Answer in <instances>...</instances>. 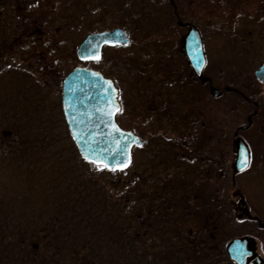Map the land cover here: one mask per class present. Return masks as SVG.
I'll return each instance as SVG.
<instances>
[{"label":"trees","instance_id":"1","mask_svg":"<svg viewBox=\"0 0 264 264\" xmlns=\"http://www.w3.org/2000/svg\"><path fill=\"white\" fill-rule=\"evenodd\" d=\"M65 27L59 36L61 44ZM213 28V34L220 31ZM132 38L130 44H139L140 39ZM8 44L0 46V264L230 262L224 248L233 237H227L230 225L222 197L216 196V188L212 193L204 189L210 177L206 154L213 152L212 140L218 131L209 136L200 119L187 72L179 67L174 72L166 60L141 61L132 54L124 58L115 47L103 50L96 69L111 78L120 92L130 91L133 102L141 92L144 101L161 104L142 109L150 116L141 124L136 115L141 109L133 105L130 110L120 99L118 125L141 139L164 136L149 137L146 147L132 149V156H139L137 169L130 171L131 157L128 166L113 170L80 155L60 99L45 104L46 79L57 77L59 70L53 74V68L51 75H45L51 68L33 55L24 58L26 53L20 52L24 43ZM33 45L31 52L36 49ZM208 70L205 76L223 90L226 102L235 104L241 96L242 111L251 114L254 94L240 87L248 79L235 77L233 82L228 71L215 78ZM6 74L10 77L4 78ZM125 111L132 116L124 119ZM256 111L255 120L260 107ZM170 136L177 143L191 141L190 162L174 164L184 148L172 147ZM234 189L244 196L243 206H249L238 183ZM226 199L224 195L225 204ZM248 216L253 227L264 222L262 215L248 212Z\"/></svg>","mask_w":264,"mask_h":264},{"label":"flooded vegetation","instance_id":"2","mask_svg":"<svg viewBox=\"0 0 264 264\" xmlns=\"http://www.w3.org/2000/svg\"><path fill=\"white\" fill-rule=\"evenodd\" d=\"M70 13L78 14L79 18L87 14L92 16L94 20L93 27L99 31L112 30L113 28L122 29L127 36L128 42H117L108 47H115V51L119 52L124 58L129 57L128 47L130 41L135 40L132 38L135 36V38L140 39L139 44H137L139 49L136 52L133 51L135 54H132L135 58L141 61H154L157 56L152 54V51L154 50L155 52L157 48L159 52L158 60H162L161 57H166L174 72L179 67L181 72H189L192 76L194 74L188 64L183 47L184 55L176 54L174 50L170 49L168 41H166L168 38L164 39L163 37L161 39L160 32L161 30H167L170 34H173L176 33L177 29H183L185 36L189 28L187 24L195 26L201 35L202 48L206 59L203 69L204 75V72H207L205 70L208 60L215 57L219 61L215 67L218 76L225 75L227 71L232 70L234 77L248 79L243 82L244 86L248 84L249 79L257 83L253 90L254 96L250 104L252 112L245 115L247 124L240 126L238 131H247L253 123L255 124L256 120L254 117L257 114L256 109L259 107V102L254 99L257 95L264 92V81H260L255 76V71L264 62V0H0V34L2 33L0 36L4 40L8 37L11 42L32 43L34 40L37 43L44 40L42 30L52 27L56 35L52 32L50 38L53 37V39L57 40L52 44L59 46L61 44L59 36L63 30L64 15ZM188 13H190L189 16ZM214 16L220 20L219 25H213L215 29L220 30L216 34H213V27L204 26L209 18ZM154 35L157 38H154ZM150 41H156L157 43L152 44ZM212 42V45H215V49H217V51L213 49V51H216L214 56L211 54L212 49L209 46ZM104 47L106 48L107 45ZM187 67L190 70H186L188 69ZM196 81L205 85V87L204 85L202 86L201 92L205 94V88H208L209 91V79L202 81L196 78ZM121 97L124 98L128 109L132 110L133 105L141 109L136 115L138 121L143 123L146 119L149 120L150 112L142 109H155L156 106L161 105L159 102L144 101L141 92L138 94V100L133 102L131 92L125 90V88L121 92L118 89V100ZM217 97L220 98L221 94ZM196 100L197 104H199L200 100L197 97ZM252 114L254 115L253 118L251 117ZM122 116L125 119L132 116V112L125 111ZM175 122L173 115L171 123L175 125ZM236 136L238 135L236 134ZM149 137L160 139L164 136H147V138ZM183 137L187 138L188 136ZM255 137L258 138L257 136ZM147 138L145 136L142 139L140 138V145L146 147L145 140ZM170 138L172 147L184 148L179 157H175L174 164L182 165L190 162L187 155L191 150V141L187 139L177 143L173 136H170ZM208 138V136H204L205 141H208ZM246 139L245 141L242 140L248 148L251 163L253 153H255L252 144L255 141L253 140L252 142L249 138ZM215 141L217 140L213 138L212 142ZM221 152L220 150L216 154L212 152L209 156L208 153L206 154V168L210 171V177H207L206 184L210 179H213L212 173L216 170L217 175L215 177L218 183L215 186H220V189L225 194L226 188L223 186V180H228V177H230L231 181L229 183L234 189L236 183H238L235 177L244 173L245 170L233 173V161L231 164L230 161L226 164L227 157L223 154L224 150L222 154ZM224 171L229 174L226 175Z\"/></svg>","mask_w":264,"mask_h":264},{"label":"rangeland","instance_id":"3","mask_svg":"<svg viewBox=\"0 0 264 264\" xmlns=\"http://www.w3.org/2000/svg\"><path fill=\"white\" fill-rule=\"evenodd\" d=\"M189 15L190 13H188V16ZM93 21H94L93 17L88 14L81 18H79L78 14L76 13L65 14L64 23H63L64 27L66 25L64 29V36H63L65 39L62 40L64 44L62 43L59 46L52 44L57 41L56 39H53V37H51L52 39L50 38V36H52L51 35L52 32L53 33L55 32L52 29V27L42 30L43 32L42 37L44 40L41 42H37V44L35 45L31 43H24V45H22V42H18V41L11 42L8 37L7 39L4 40V38H1L0 36V46L9 45L8 43L13 44V45L16 44L18 46L22 45L24 48H22L23 51L20 50V52L26 53L24 58H27L33 55V58H35L38 62L40 63L42 62L45 67L51 68L48 72L45 73V75L46 74L51 75L50 71L53 68L55 69L53 74H56V72L59 70V72L56 74L57 77L55 78L50 77L46 79V76H45V79L48 82V86L51 89L49 87L47 88L48 94L44 92L45 97H46L44 99L45 104H50L51 102L50 99H52L55 102L56 101L58 102V100L60 99V86H61V82L58 79H60V77L64 75L65 70H70L71 68H74L79 65L92 67V68L98 67L95 62L81 61L76 56V50H77V47L80 41L87 34L93 31H99L93 27ZM219 21L220 20L216 16L210 17L207 22L208 25L206 23L204 24V26H210V28L215 27L213 25H219ZM66 28L68 30H66ZM175 32L176 33L170 34L167 30H161L160 32L161 39L163 37L164 39L168 38L166 41H168L170 49L174 50L176 54L182 56L184 55L183 50H182V38L184 36V32H183V29H177ZM0 35H2V33ZM153 37L157 38L156 35H154ZM170 40L172 41L170 42ZM156 41L158 42V40ZM156 41H152V42L150 41V42L154 44V43H157ZM170 43L172 44L170 45ZM212 44L213 42L209 46H210V49H212L211 54H213L214 56L216 54L217 49H215L216 46L215 45L213 46ZM32 45L36 47L35 52L30 51V47ZM128 49H129L128 50L129 54L131 55V54H135L133 53V51L136 52L138 48H137V45L135 44L134 45L129 44ZM213 49L216 51H213ZM155 50H156L155 52L154 50L152 51V54L157 56L156 59H158L159 52L157 48ZM213 58L208 60L206 71L209 69L208 70L209 74H212L215 78H217L218 75H217V71L215 70V67L217 66L219 61L215 59V57ZM161 59L166 60V62L169 63L167 65L171 67L170 62L168 61L166 57H161ZM100 66H104V64L100 63ZM186 70H190V69L188 68ZM226 75H231L232 77H229V78L233 82L236 81L234 80L235 77L233 75L232 70H230ZM8 77H10V74H6L4 78H8ZM187 78H188V83L190 85H193V88H192L193 93H195L196 97L200 100L198 104V107L200 110L199 117L206 124L205 126L208 128L209 136L211 135V133H217L218 131L216 136L213 137L214 140L218 141V142L217 141L214 142V148L212 150L213 152H215L214 154L218 153L219 150L222 151L221 152L222 154L224 150L223 154H225L227 157L226 164L229 161L231 164L235 158V139L236 138L234 134H237L238 137H240L244 141L246 138H249V140L252 142L253 140L255 141V143L252 144V148L254 149L255 153H253L254 155L252 156L250 167L244 173H242L241 175H237L236 177V180L239 183V186L241 187L243 193L245 194V197L247 198L249 206L248 205H244L245 207L243 206V203L241 201H242V197L244 196H241V192H238L237 189H232L231 186L229 185V182L231 181L230 177H228V180L226 179L223 180L224 181L223 186H225L226 188L225 194L220 189L221 188L220 186H215L218 183L215 177L217 175L216 170L212 173L213 179H210L208 181L204 189H205V193L206 192L212 193V191L216 188L215 189L217 191L216 196L218 197V193H219L220 197H222L221 202H222L223 210H224V213L227 212L228 219H229V225H230L226 228V232L229 233L227 237L234 238V237H239V236H244V235L253 237L255 240L256 252L262 257V259H264V228H259L258 226L259 224L253 227L250 225V223L248 224L247 222L249 220L248 212L249 214L251 213L252 215L259 214L264 217V168H263L264 166V92H262L260 95H257L254 99L257 102H259V107H260V111H259L260 115L256 119L255 124L253 123L247 131L240 132L238 131L240 126L247 124L245 113L242 111L243 108L239 105L240 103H242V100H241L242 97L237 96V103L235 104L226 102L225 96L224 97L221 96L220 98L216 97V100H212L209 97L210 95H209L208 88H205L206 89L205 94L204 92H201L202 86L204 84H200V86L198 85L196 86L195 82L197 83V81L189 72H187ZM249 81L246 86L243 85L244 81L243 82L241 81L240 87L244 92L247 91L248 94L250 95L253 93V90L255 89V86L257 83L251 79H249ZM4 85H7V84L6 83L2 84V86ZM209 85L216 87L213 84V82H210ZM216 88L220 90L221 95H223L222 94L223 90L218 87ZM200 96L202 100L200 99ZM121 99L123 100L124 98L121 97ZM250 109L252 110L251 105H250ZM253 116L254 115L252 114L251 117L253 118ZM140 123L144 124L143 122H140ZM255 136H257L258 138H256ZM138 157L139 156H137V154L135 153L133 154L132 163L130 164L131 165L130 171L133 169H137ZM224 173H226V171H224ZM227 174L229 173H226V175ZM220 182H221V179H220ZM224 195L227 197L226 201L228 204L227 203L225 204ZM239 216L241 217L239 218ZM248 227H253V228H250V230H248ZM221 235L222 237H224V232H222ZM229 240L230 239H228V241ZM226 244H225V247H226ZM224 251H225V248H224ZM225 255H226V252H225ZM220 264H233V263L231 261L228 262L226 260H223L222 263Z\"/></svg>","mask_w":264,"mask_h":264},{"label":"water","instance_id":"4","mask_svg":"<svg viewBox=\"0 0 264 264\" xmlns=\"http://www.w3.org/2000/svg\"><path fill=\"white\" fill-rule=\"evenodd\" d=\"M188 25L183 39V50L194 75L200 80L205 64L202 38L198 29ZM125 32L120 28L88 34L77 47L80 60H96L104 44L127 43ZM255 76L264 81V62L255 71ZM213 97L219 90L211 87ZM117 89L109 78L94 69L77 66L70 70L62 81L61 104L67 127L79 153L88 161L119 169L129 163L130 151L139 138L131 131L120 128L115 122L119 109ZM234 172L244 170L249 163V152L242 139L235 140ZM241 216H239L240 218ZM259 226L264 228V223ZM228 258L235 264H264L256 252L251 236L231 239L225 248Z\"/></svg>","mask_w":264,"mask_h":264},{"label":"snow or ice","instance_id":"5","mask_svg":"<svg viewBox=\"0 0 264 264\" xmlns=\"http://www.w3.org/2000/svg\"><path fill=\"white\" fill-rule=\"evenodd\" d=\"M95 59H99V57L97 56V57H95ZM104 167H107V165H104ZM113 170H115V169H113Z\"/></svg>","mask_w":264,"mask_h":264}]
</instances>
